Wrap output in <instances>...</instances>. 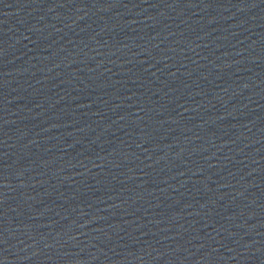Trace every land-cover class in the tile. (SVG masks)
Masks as SVG:
<instances>
[{"label": "water", "instance_id": "95a60500", "mask_svg": "<svg viewBox=\"0 0 264 264\" xmlns=\"http://www.w3.org/2000/svg\"><path fill=\"white\" fill-rule=\"evenodd\" d=\"M233 264H264V261L245 262V263H233Z\"/></svg>", "mask_w": 264, "mask_h": 264}]
</instances>
